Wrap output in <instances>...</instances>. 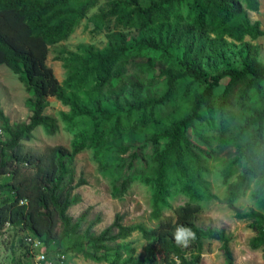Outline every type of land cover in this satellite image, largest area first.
<instances>
[{
  "label": "rangeland",
  "instance_id": "rangeland-1",
  "mask_svg": "<svg viewBox=\"0 0 264 264\" xmlns=\"http://www.w3.org/2000/svg\"><path fill=\"white\" fill-rule=\"evenodd\" d=\"M74 1L67 12L78 10L80 3ZM150 1L139 0L143 6ZM258 4L257 11L246 12L249 24L258 21L259 27L264 29V0H258ZM188 6V2L176 5L169 19L141 28L117 21V14L128 9L125 3L120 4L114 15H107L112 0H96L67 36L49 46L47 56V64L58 82L65 93L78 102L80 109L47 97L43 114L55 119L58 130L48 135L44 126L36 127L31 139L23 142V148L47 161L51 150L57 146L64 149L63 153H69L83 136L90 140L74 155L72 162V185L80 177L86 181L73 189L72 194L79 200L67 210L73 220L85 214L79 234L97 218L92 230L96 234L101 232L112 224L116 214L122 215L124 225L142 224L148 229L154 228L161 220H173L175 209L191 201L200 209L194 217L198 227L224 229L230 239L234 264H264V249L249 246L254 235L249 221L236 218L235 211L223 201L229 185H236L234 206L241 212L264 213L262 149L256 142L249 144L251 129L241 131L242 113L261 103L254 90L243 105L236 104L228 109L222 125L217 111L201 112L202 119L186 132L194 155L183 151L184 172L177 170L171 160L165 163L161 179L163 193L157 200L161 211L159 217L153 213L158 154L166 143L164 137L155 140L153 136L165 130L172 119L188 112L192 96L200 88L184 78L178 82L175 96L152 112L132 108L133 101L162 93L165 81L160 69L184 66L189 50L198 49L199 62L210 74L229 66H240L241 55L251 50L264 62V35L255 38L243 35L236 39L235 31L228 27L193 30L189 25ZM182 28L187 36L180 43H173L172 35ZM122 46L124 49L120 52ZM99 53L116 56L112 76L100 87L95 81V63L89 58ZM87 69L91 72L85 74ZM226 82L227 79L221 81L215 97ZM31 98L18 76L0 65V105L9 124L28 121L32 113ZM83 108L91 113H82ZM142 116L145 126H142ZM137 120L139 129L133 131L131 126ZM251 166L256 167L255 173H249L242 180L244 169ZM10 197L9 192L2 191L0 201ZM30 234L26 229L6 228L0 234V264H32L25 244ZM145 244L142 235L133 232L126 239L108 243L106 260L96 262L84 258L75 239L70 234L61 235L58 224L55 240L49 245L43 242L41 249L53 264H132L129 258L140 259ZM220 244L204 239L198 264H224ZM191 245L192 241L182 248L189 250ZM83 247L88 249L86 245Z\"/></svg>",
  "mask_w": 264,
  "mask_h": 264
},
{
  "label": "trees",
  "instance_id": "trees-1",
  "mask_svg": "<svg viewBox=\"0 0 264 264\" xmlns=\"http://www.w3.org/2000/svg\"><path fill=\"white\" fill-rule=\"evenodd\" d=\"M74 0H45L35 2L29 0H0V65H5L18 76L24 89L31 95L29 100L32 113L28 121L9 124V118L0 105V196L2 191L11 194L10 198L0 201V230L6 224L10 228L28 230L46 245L55 240V229L61 227V235L70 234L86 259L96 262L105 261L107 244L126 239L133 232H139L146 241L144 254L132 264H198L200 249L204 239L219 241L224 264H234L233 254L229 246V237L224 229L211 227L201 228L194 223V217L200 209L191 201L177 207L174 219L160 221L154 228H146L142 224L124 225L122 215L116 214L114 221L107 228L95 233L92 227L99 218L79 234L84 213L76 220L67 214L68 208L79 200L72 194L73 189L85 184L80 177L72 185L74 179L73 157L90 141L86 136L74 146L69 153L57 146L44 161L43 156L26 151L23 142L32 137V131L44 126L48 135L58 130L54 118L43 114L47 105L46 98L53 97L63 105L79 110L78 102L68 96L55 77L52 68L47 64L49 46L68 35L70 29L86 11L95 5L96 0H75L80 6L76 12H67V7ZM128 9L117 14V21L125 24L133 23L146 28L158 21L171 17L175 6L188 2L190 28L209 31L230 28L235 31V38L243 35L252 38L264 35L259 22L249 24L246 10L257 11L258 0H151L148 5H141L139 0H112V7L107 15L117 13L121 3ZM185 29L173 34V43H180L186 36ZM196 45H199L196 43ZM124 47L120 49L122 52ZM251 50L241 55L240 66H229L212 74L207 73L198 58V49L189 50L184 66L161 68L165 88L156 97L134 100L132 108L142 112H152L156 107L170 101L177 92V84L184 78L199 86L192 96V104L188 112L172 119L167 128L153 136L155 140L164 137L166 143L158 154V166L154 179L156 200L153 204L154 216L159 217L160 207L157 200L163 193L162 177L164 165L171 160L173 166L184 172L182 153L184 150L194 155L193 144L186 132L195 122L202 119L201 112L217 111L221 117V125L228 109L236 104H244V100L254 90L261 98V103L247 108L242 113L241 131L252 130L249 144L256 142L262 149L264 158V62ZM95 63V81L102 86L111 76L116 63L114 54H96L89 56ZM91 70H85V74ZM223 79L227 82L218 96L215 97ZM82 113L90 114L91 110L83 108ZM142 126L146 125L145 117H141ZM133 131L139 129V120L131 126ZM32 169L30 173L27 170ZM256 167L244 169L242 180L249 173H255ZM241 184V182H240ZM238 186L229 185L227 197L223 200L235 211V217L249 221L254 235L249 240L251 249H264V213L241 212L233 204ZM190 227L196 234L188 250L178 246L172 236L176 226ZM83 245H86V250ZM46 253V252H45ZM27 254V247H26ZM264 259V254H263Z\"/></svg>",
  "mask_w": 264,
  "mask_h": 264
},
{
  "label": "built area",
  "instance_id": "built-area-1",
  "mask_svg": "<svg viewBox=\"0 0 264 264\" xmlns=\"http://www.w3.org/2000/svg\"><path fill=\"white\" fill-rule=\"evenodd\" d=\"M10 225L6 224L5 227L0 230V234L5 232L6 228H9ZM25 244L27 247V257L32 264H53L45 254V251L42 248L43 242L38 237L30 234L25 238Z\"/></svg>",
  "mask_w": 264,
  "mask_h": 264
},
{
  "label": "clouds",
  "instance_id": "clouds-1",
  "mask_svg": "<svg viewBox=\"0 0 264 264\" xmlns=\"http://www.w3.org/2000/svg\"><path fill=\"white\" fill-rule=\"evenodd\" d=\"M175 243L180 247H188L190 242L195 239V232L187 226L178 225L172 233Z\"/></svg>",
  "mask_w": 264,
  "mask_h": 264
}]
</instances>
